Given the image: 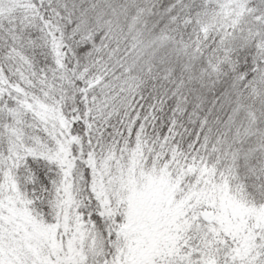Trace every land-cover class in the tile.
<instances>
[{
  "label": "snow or ice",
  "instance_id": "1",
  "mask_svg": "<svg viewBox=\"0 0 264 264\" xmlns=\"http://www.w3.org/2000/svg\"><path fill=\"white\" fill-rule=\"evenodd\" d=\"M0 264H264V0H0Z\"/></svg>",
  "mask_w": 264,
  "mask_h": 264
}]
</instances>
